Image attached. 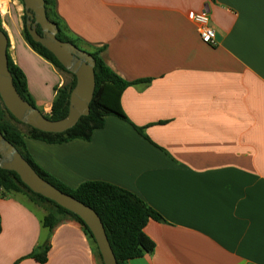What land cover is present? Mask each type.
<instances>
[{
    "label": "crops",
    "instance_id": "obj_1",
    "mask_svg": "<svg viewBox=\"0 0 264 264\" xmlns=\"http://www.w3.org/2000/svg\"><path fill=\"white\" fill-rule=\"evenodd\" d=\"M53 1L69 35L134 84L128 122L108 117L90 141L27 139L34 160L72 188H123L163 218L145 228L154 250L129 264H264V0ZM203 10L214 47L188 17ZM35 210L0 197V264H40L30 255L49 231ZM51 243L46 264L100 263L73 223Z\"/></svg>",
    "mask_w": 264,
    "mask_h": 264
},
{
    "label": "water",
    "instance_id": "obj_2",
    "mask_svg": "<svg viewBox=\"0 0 264 264\" xmlns=\"http://www.w3.org/2000/svg\"><path fill=\"white\" fill-rule=\"evenodd\" d=\"M20 1L25 12L22 27L24 37L32 45L47 51L72 81L58 90L52 103H42L30 83L20 79L17 74L16 63L11 55V36L1 21V13L4 12H0V170L14 181L18 188L17 195L34 206L44 208L46 216L50 210L47 206L32 202L27 195L29 190L79 216L94 237L92 239L76 222L64 220L53 231L48 229L47 240H52L56 229L61 225L73 223L92 243L102 264H118L99 214L50 183L23 154L21 148L8 139L3 130L6 114L13 126L20 130V126H24L29 133L36 130L42 134L63 136L75 130L92 115L101 75L94 53L76 45L62 34L59 25L52 19L47 0Z\"/></svg>",
    "mask_w": 264,
    "mask_h": 264
},
{
    "label": "trees",
    "instance_id": "obj_3",
    "mask_svg": "<svg viewBox=\"0 0 264 264\" xmlns=\"http://www.w3.org/2000/svg\"><path fill=\"white\" fill-rule=\"evenodd\" d=\"M47 3L50 5V10L52 9L54 16L61 23L54 9V1L47 0ZM61 25L63 26L62 23ZM62 34L64 35L63 31ZM64 36L66 39L71 40L66 35ZM78 40L71 41L80 46L81 40L79 42ZM43 51L49 55L47 51ZM104 52L105 49H96L93 52L94 56L98 59V69L101 75L92 115L85 122L81 123L78 128L66 135L53 136L33 130L29 133V138L47 144H64L74 140L90 141L96 130L104 128L108 117H117L128 122V118L124 114L122 107V96L134 83L123 79L107 65L103 58ZM2 127L7 133L8 139L21 148L23 154L33 162L39 172L50 183L92 207L99 214L106 228L118 264H128L130 260L142 258L145 254L151 253L154 250L155 245L146 235L145 228L150 221L161 222L163 218L141 198L116 185L101 181L86 182L76 188L67 186L60 179L43 169L34 160L29 152L22 130L15 126L9 127L6 124H3ZM134 127L140 134H143L142 129ZM17 190L18 188L14 181L0 170V197L6 194L15 195L17 194ZM27 195L36 205L47 206L50 210L49 214L43 219L44 228L53 231L60 222L71 220L80 225L86 234L94 239L88 226L76 214L30 190ZM1 232L2 220L0 216V234ZM51 248L52 243L48 239L44 244L38 246L30 257L40 264H46ZM100 264L102 263L100 262Z\"/></svg>",
    "mask_w": 264,
    "mask_h": 264
},
{
    "label": "rangeland",
    "instance_id": "obj_4",
    "mask_svg": "<svg viewBox=\"0 0 264 264\" xmlns=\"http://www.w3.org/2000/svg\"><path fill=\"white\" fill-rule=\"evenodd\" d=\"M1 11L4 12L1 13V21L5 24L11 36V55L16 63L15 67L19 78L23 79V81L27 80L30 83L36 97L41 100L42 103L45 105L52 103L58 94V90L72 81L71 77L63 72L47 53L37 46L32 45L31 42L24 37L22 27L24 24L23 16L25 12L20 0H0V12ZM50 12L52 19L59 25L64 35L71 40H77L69 35L68 31H66L54 16L52 9ZM79 41L80 40H78V42ZM79 45L86 50L92 52L96 51L95 48L88 47L81 41ZM8 118L6 114L3 124L13 127L12 121ZM20 127L25 140L31 139L29 138L30 136H28L30 135L29 132H26V128L24 126ZM30 205L32 204L30 203ZM32 206L38 209L35 210L37 214L43 215V211H45L44 208L41 209L37 206Z\"/></svg>",
    "mask_w": 264,
    "mask_h": 264
},
{
    "label": "built area",
    "instance_id": "obj_5",
    "mask_svg": "<svg viewBox=\"0 0 264 264\" xmlns=\"http://www.w3.org/2000/svg\"><path fill=\"white\" fill-rule=\"evenodd\" d=\"M189 19L196 26L202 41L210 46L217 45V34L215 29L211 26V18L206 10L199 13L191 12L188 15Z\"/></svg>",
    "mask_w": 264,
    "mask_h": 264
}]
</instances>
